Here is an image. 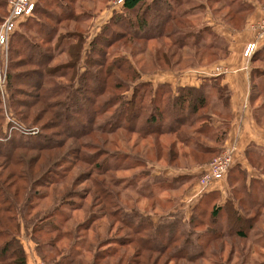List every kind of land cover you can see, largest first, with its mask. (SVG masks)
I'll return each instance as SVG.
<instances>
[{"label": "rangeland", "instance_id": "rangeland-1", "mask_svg": "<svg viewBox=\"0 0 264 264\" xmlns=\"http://www.w3.org/2000/svg\"><path fill=\"white\" fill-rule=\"evenodd\" d=\"M232 1L240 4L246 0ZM229 2L231 3V0H211L210 10L206 11L207 13L202 19L210 26L211 30L213 28L212 31L220 36L214 35L207 40L218 45L219 49L216 52L219 55L230 53L229 42L224 35V32L228 33V31L226 23L224 24L222 19V14L227 10L226 4ZM214 9L215 13H212ZM81 10L86 11V14L83 12L86 16L85 19H80L83 20L80 23L60 21L62 17L67 16L68 13L65 12H73L75 16H79L83 15L80 13ZM41 11L43 14L40 13ZM121 12V3H118V0H42L38 4L36 13L29 19L23 20L12 33L7 46L0 47V126L2 127L0 162L3 161V155L8 154L10 150H16L15 153L18 157L25 158L38 154V149L48 143L53 148H50L49 151H43L45 155L53 157L61 152L65 155L68 167L66 169L65 167H58L60 172L66 170L63 173L65 178L69 176L74 179L79 174H90L88 179L77 181V183H81L74 187L71 185L70 188L80 196L86 195L82 196V200L73 199L74 201H71L70 199L68 201L69 204L80 202L79 204H82L81 208L83 209L78 208L73 211L71 208L78 206L65 205V207L61 206L60 212H69L70 216L74 217L76 226L84 221V217L89 214V210L93 206V210L100 217V222L112 221L113 227L107 236L105 235V228L99 227L98 241H112L111 243H113L100 247L101 251L107 250L103 254L111 250L108 258L101 260V264H112L121 257L120 264H127L129 260H137L136 262L140 264H150L147 258H140V256L133 254L136 248L133 244L122 247L114 243L116 238L121 237L128 238L124 241L126 243L130 240H144L147 237H151L155 241L163 238L162 243L167 247L165 253L163 255H158L156 252L149 253V261L152 262L157 258L155 261L157 264H264V116H262L264 112V58L261 59V56H264V34L258 39L259 29L256 30L252 27L255 22H249L248 27L253 32V39L249 43L254 42L255 47L247 54L246 46L248 43H246L240 50L239 58L240 63L249 73L250 108L253 120L251 123L254 129L260 132V135L254 137L256 141H250L245 145L243 152L239 155L240 162L233 163L227 175L220 179L219 183L213 185L211 190L215 191L199 198L208 189L194 196L198 179L204 168L219 155L224 147L216 155L207 157L203 163H195L191 158H182L180 165L184 166H176V168L184 172L179 175L176 172H169L168 169L171 166L165 162L166 159L162 158L156 161L153 152L145 153L150 148L148 143L151 144L152 137L139 138L141 133H136L133 129L131 132H127L124 128L114 129L117 126L115 122H121V108L117 107V102L120 103L124 98L129 100L133 96L132 87L139 84L140 81H149L155 86L160 82H168L171 78L172 83H174L177 79L182 78L183 74L187 75V73L192 72L187 69L212 67V72H218L215 68L220 67L223 68L222 71L226 72L229 64H226L227 66H215L219 63L217 59L204 56L199 63L183 61L177 67L172 68L178 71L169 69L166 64L168 60H160L157 66L159 68L155 69L146 62V52L138 54L141 44H133L131 50L130 43L125 44V42L114 38L109 42L107 41L106 37L111 35V29L108 28L111 17ZM7 14L8 0L5 2L4 13H0V24ZM196 16L193 18L195 19ZM56 21L58 22L56 23ZM53 27L58 34L47 43L46 37L52 35L45 36L47 34L46 29ZM63 27H66L67 30L80 31V35H77L81 39L78 41L81 58L76 69L75 86L80 74L92 62L95 65L91 69L97 70L95 74L98 71L112 70V74L117 75L115 80L111 81L117 89L113 88L109 93H107L109 89L107 84L110 81L106 83V79L98 75L101 86L104 88L100 91L101 94L96 95L92 92L89 101L79 103L82 105L86 103L93 110L87 114L85 112L76 113L75 107L66 110L62 103L55 106L58 98L65 102V97L63 95L51 97L48 93V89L52 87L50 84H56L58 81L66 82L58 79L55 75L53 76L49 71L52 66L68 59V50L57 55L60 49H67L66 41L59 37L64 32ZM222 29L223 31H221ZM166 30H169V27ZM190 39L194 40L193 37ZM171 41L172 37H163L162 40L147 41L145 47L149 49ZM110 43L113 45L111 46ZM220 48L223 51H220ZM30 50L29 56L33 58L32 63L19 65L21 56H27ZM120 54L125 57V60L119 59L122 63L120 66L109 67L106 65V62H110L111 58L119 57ZM253 56L256 58L260 56L261 58L255 60ZM185 57L183 49L182 58ZM42 61L48 70H46L47 74L39 88L17 83L19 81L14 79L15 73L36 68L37 65L35 64L42 63ZM123 70L126 75L121 74ZM173 72L176 73L172 74ZM198 77L201 78L198 75L195 79ZM8 82L11 83L12 87H17L21 95H17L16 92L12 96L13 99L10 98L9 92L11 91L8 90ZM184 82H186L185 79ZM97 83L99 85V82ZM43 94L48 95L47 100L51 105L48 106L43 121L35 122L34 116L37 114V108L44 105L41 99ZM150 94L151 92H146L147 99ZM18 96H24L22 98H26L28 104L21 107L14 103V107L12 100L14 101ZM34 103L36 105L31 110L26 107V105ZM146 103L147 101H145ZM94 106L97 108L96 112H94ZM255 108H260L258 110L261 116L260 121L254 114ZM218 110L225 112L226 108L219 103ZM145 112L143 110L142 115H140L142 117L138 119V125L144 122ZM68 114H70L69 118H67ZM77 116L87 124L75 125L72 118H77ZM87 116L90 120H87ZM221 120H225V118L214 115L213 126H218V122ZM54 124L55 127H51ZM104 124H106L105 128ZM134 124L135 120L132 125ZM58 125L60 126L58 127ZM113 129L114 132L111 133ZM68 130L78 131L80 137L73 141L75 139L72 137L74 132L66 133ZM249 132L252 134L253 129L250 128L248 134ZM47 136L50 137L49 141L45 140ZM98 137L103 138V140H96L99 142V146L94 145V147L98 148L87 145L92 138ZM172 138L170 135H163L160 137V142L167 145ZM27 142L31 144H28L24 149L14 148L24 146ZM38 142H41V145ZM59 142H65V147L58 148ZM14 144L17 145L13 146ZM96 188L99 189L100 193L96 192ZM36 191L43 193L45 188L37 187ZM104 202L107 204V212L110 210L112 212L118 211L119 214L114 215L113 218L108 215L106 217L102 213L103 209H100ZM213 207L214 212H212ZM62 208H70V210ZM138 222L140 224L136 225ZM82 226L85 227L84 223ZM145 226L151 227L142 230ZM133 227H135L134 232L141 230L143 233L134 235L132 233ZM160 228L166 229V232L172 234L159 236L158 230ZM30 232V230L25 232L21 226L19 239L26 252L27 264H49L40 258L36 249V243L47 240L46 238L49 236H44L36 241L30 236ZM82 234L86 236L84 239L86 243L94 242L95 232L93 230L89 229L86 233L76 232L74 235ZM67 243L68 240L61 237L57 245L63 246L62 250H64ZM82 243V240L79 241L75 248L82 249ZM145 248L147 247L145 246ZM83 253L86 261L92 260L93 252L84 249ZM111 255L112 257H110Z\"/></svg>", "mask_w": 264, "mask_h": 264}, {"label": "trees", "instance_id": "trees-1", "mask_svg": "<svg viewBox=\"0 0 264 264\" xmlns=\"http://www.w3.org/2000/svg\"><path fill=\"white\" fill-rule=\"evenodd\" d=\"M40 1L42 0L37 1L33 10V15L36 13ZM205 1L206 2L203 0H123L121 3L122 12L120 14L116 13L111 17L108 26V28L111 29V35L106 37L107 41L109 42L114 38L118 41L125 42V44L130 43L129 46L131 50L133 49V44H141L138 54H144V52H146L147 61L145 60V55L144 60L155 69L159 68L157 66L160 60H168L166 64L169 69L178 71L172 68L177 67V65L183 61L199 63L203 60L204 56H210V58H215L217 60L225 58L228 54L225 55V53H223V55H219L218 52H216L219 49L218 45L212 41L210 42V40L209 42L207 41L211 36H220L212 31L213 28L211 30L209 28L210 26L202 20L207 13L206 11L210 10L209 4L211 0ZM5 2L6 0H0L1 14L4 13ZM234 4L236 3L232 0L231 3L229 2L226 4L227 10L222 14V19L224 24L226 23V25L233 30L239 31L244 27L246 19L252 13L254 7L248 1L236 5ZM196 10H198V12H196ZM83 12L86 14L85 10L80 11L81 14H83ZM40 13L43 14V11ZM65 13L68 14L61 18V22L74 21L75 23H80V21H83L80 19H85L86 16H84V14L75 16L73 12ZM212 13H215V9ZM195 15L197 16L194 19L193 16ZM30 17H28V19ZM22 22H20L19 25ZM57 22L58 21H56V23ZM202 25L204 26L201 27ZM168 27L169 30H166ZM62 30L64 32H62L59 37L63 41H66L67 49H60L57 55L64 53V50H68V59L52 66L49 71L53 76L55 75L58 79L60 78L66 82L63 83L58 81L56 84H50L52 87L48 89V93L51 97L62 95L65 97V102L63 99L60 100L58 98L55 102V106H59V103H62L66 110L75 107L76 113L85 112V114H87L93 110H91L86 103L83 105L79 103L82 101H89L92 97V92L96 95L101 94L100 91L104 88L101 86L98 75L106 79V83L110 81L108 82L109 84H107L109 87L107 93L113 88L117 89L116 85L111 82L113 79L115 80L117 75L112 74V70H108L107 72L98 71L95 74L97 70L91 69V67L95 65V63L92 62L91 65L89 67L86 66L85 71L80 74L77 85L75 86L76 82L74 79L77 73L76 69L81 58L78 42L81 39L79 38L80 36L77 35H80V31L67 30L66 27H63ZM46 31L47 34L45 36L52 35L51 37H46L47 43H49L58 33L54 27L46 29ZM163 37H172V41L149 49L145 47L147 41L162 40ZM191 37H193L194 40H191ZM110 45L112 46L113 44L110 43ZM183 49L184 55H186L184 59L182 58ZM220 51H223L222 48H220ZM30 53L31 50L28 52L27 56H21V60H19L20 63H15H19V65H29V63H32L33 58L29 56ZM261 57L258 56L256 58V56H253V59L258 60L261 58L263 60L264 56ZM122 58L125 60L124 55L120 54L119 57L111 58L110 62H106V65L109 67L120 66L122 63L119 59L121 60ZM44 61L35 64L37 65L36 68L15 73L14 79L19 81L17 82L19 85L39 88L47 74L46 70H48L45 64H43ZM121 74H124V70L121 71ZM23 75L25 76L24 78L22 77ZM97 82H99V85ZM8 90L11 91L9 95L12 99L13 94L16 92L17 95H21L18 88L15 86L12 87L10 82H8ZM147 91L151 92L148 99L146 97ZM132 95L133 96L130 97L129 100H125L124 98L120 103L117 102V107L119 109L121 108V122H115L117 126H115L114 129L118 130L124 128L127 132H131L133 129L134 132L141 133L139 138L152 137L150 140L152 141L151 144L150 142L148 143L150 148H148L145 153L148 154L149 152H153V157L156 161L162 158L166 159L165 162L172 167L184 166L180 165L182 158H191L195 163H203L207 157L216 155L224 147L223 144L226 141L230 128L231 111L229 108L230 91L227 86L222 83L221 73L204 77L198 86L177 85L173 88L168 82H160L154 86L149 81H140L139 84L132 87ZM47 96V94L41 95L44 105L37 108V114L34 116L35 122L39 120L43 121L42 119L45 117L44 114L48 111V106L51 105L47 100ZM22 97L24 96H18L14 101L12 100L13 106L14 103L19 104L21 107L28 104V100ZM38 97L40 98V95ZM145 101H147L146 104ZM219 103L226 108L225 112L223 110H218ZM35 105L36 103L26 105V107L31 110ZM92 105H94V103H92ZM259 109L260 108H255L254 110V114L258 121H260L259 118L261 117L258 113ZM143 110L146 111L143 119L144 122L138 125V119H141L142 116L140 115H142ZM96 111L97 108L94 106V112ZM214 115L225 118V120L219 121L216 127L213 126ZM69 116L70 114L67 115V118H69ZM262 116H264V112ZM24 118H22V120H24ZM72 119L74 121H71L75 123V125L77 124V126H81L85 123L81 121L78 116ZM87 120H90L89 116H87ZM134 120L135 124L132 125ZM59 126L60 125H58V127ZM51 127L54 128L55 124ZM105 127L106 124H104V128ZM114 129L111 133L114 132ZM72 132H74L72 137L75 138L73 141L77 140L80 137L78 131H66V133ZM0 134H2L1 126ZM163 135H170L173 137L167 145H163V143L160 142V137ZM53 136L56 137L55 135ZM97 139L103 140V138L100 137L96 139L92 138L91 142H88L87 145L89 147L98 148L94 147V145L99 146V142H96ZM45 140L49 141L50 137H45ZM102 143H104V141H102ZM28 144L31 143L27 142L24 146H16L14 148L24 149ZM38 144L41 145V142H38ZM15 145L17 144L13 146ZM65 145V142H59L58 148H64ZM50 148H53V146H49L47 143L45 146L38 149V154L30 155L25 158L18 157L15 153L16 150H10L8 154L3 155V161L0 162V264H27L26 252L19 239L21 226L24 228L25 232L30 230V236L36 239V241L44 236H49V238H46L47 240L36 243L37 253L46 263L101 264V260L104 258L107 259L111 250L103 254L107 250L101 251L100 247L112 245L113 243H111L112 241H98L100 236L99 227L105 228V235L107 236L113 227L112 221L106 220L105 222H100V217H98V214L93 210V206L92 209L89 210V214L84 217V221L76 226L74 224V217L70 216L69 212H60L61 206L65 207V205L71 207L72 205L78 206L77 208H75V206L71 208L73 211L78 208L83 209L81 208L82 204H79L80 202L69 204L68 201H70V199L71 201H74L73 199L82 200V196L86 195L80 196L75 190H71L70 188L71 185L74 187L81 183H77V181L88 179L90 174H79L74 179L69 176L65 178L63 173H65L66 170L62 172L58 171V167H65V169L68 167L66 165L65 155L63 152L53 157H49L47 154L45 155L43 151H49ZM37 187L45 188V191L43 193H38L36 191ZM214 191L215 190H209L199 198ZM96 192L100 193L98 188H96ZM106 205L107 204L104 202L100 207V209H103L102 213H104L106 217L108 215L110 218H113L115 217L114 215L119 214L118 211L112 212L110 210L107 212ZM62 209L70 210V208ZM214 211L215 209L213 207L212 212ZM83 213L86 212L83 211ZM83 223L85 227L82 226ZM138 224H140V222L136 225ZM135 227L132 228V233L134 235L143 233L141 230L134 232ZM149 227L151 226H145L142 230ZM89 229L95 232V240H93L94 242L91 244L86 243V240H84L86 238L85 234L78 236L74 235L76 232L86 233ZM166 231V229L160 228L158 230L159 236L172 234ZM240 233L245 236L242 232ZM61 237L68 240L64 250H62L63 246L57 245ZM126 239L128 238H116L114 243L122 247L133 244L134 247H136L133 254L140 256V258H147L150 264H157L155 262L157 258L150 262L149 253L156 252L158 255H163L167 250V247L162 243L163 238L159 241H155L152 240L151 237H147L144 240H130L127 243L124 242ZM81 240L83 241L81 244L82 249H76L75 245ZM145 246L147 248H145ZM84 249L88 252H93L92 260H85L83 257ZM110 257H112V255ZM121 259L122 257L116 262L111 263L120 264ZM136 261L137 260H129L127 264H140Z\"/></svg>", "mask_w": 264, "mask_h": 264}, {"label": "crops", "instance_id": "crops-1", "mask_svg": "<svg viewBox=\"0 0 264 264\" xmlns=\"http://www.w3.org/2000/svg\"><path fill=\"white\" fill-rule=\"evenodd\" d=\"M250 2L254 9L252 13L247 17L246 23L244 27L237 31L230 28L228 25L227 31L224 32L226 39L229 42V50L230 53L227 57L219 59L215 66L218 65H228V70L226 72L221 73L222 83L227 86L230 91V99H229V107L232 114V119L230 122V128L228 132L227 139L224 143V147L232 148V159L233 163L240 162L239 155L243 152V148L250 141H256L255 136L260 135V132L254 129L253 124L251 123L252 114L250 108V83L248 70L243 67L240 63V50L245 46L246 43H249L253 39V32L248 27L249 22H256L264 17L263 7L264 0H246ZM223 31V29L221 30ZM223 34V33H222ZM229 36V37H227ZM226 65V66H227ZM231 66V67H230ZM214 68V67H213ZM185 70V69H184ZM188 71H192V75L183 74L182 78L177 79L174 83H172L171 78L168 83L174 88L177 85H191L198 86L200 81L210 75H217L220 73L212 72V67H199L193 69H187ZM173 72L172 74H175ZM180 73V72H178ZM200 75L201 78L195 79L196 76ZM185 76V77H184ZM184 79L186 82H184ZM166 81V80H163ZM252 128V134H248V130ZM169 172H176L177 175L181 174L182 170H178L176 167H169ZM187 172L189 170H186ZM193 171V170H192ZM171 174V173H170ZM220 180H217L211 184L209 188H206L209 191L213 187L219 183ZM203 190L196 189L194 190V196L202 193ZM28 261V259H27Z\"/></svg>", "mask_w": 264, "mask_h": 264}, {"label": "built area", "instance_id": "built-area-1", "mask_svg": "<svg viewBox=\"0 0 264 264\" xmlns=\"http://www.w3.org/2000/svg\"><path fill=\"white\" fill-rule=\"evenodd\" d=\"M37 1L38 0H8V14L0 24V47L3 48L7 46L10 36L18 28L19 23L33 15V10ZM122 1L123 0H118V3H122ZM252 27L256 30L259 29L257 38L260 39L264 34V17L252 24ZM254 47V42L248 43L246 46V53L248 54ZM222 69L216 67L215 70L218 71L216 73H223L224 71H222ZM232 164V148L224 147L219 155L204 168L198 179L197 188L205 190L209 188L213 182L224 178Z\"/></svg>", "mask_w": 264, "mask_h": 264}]
</instances>
